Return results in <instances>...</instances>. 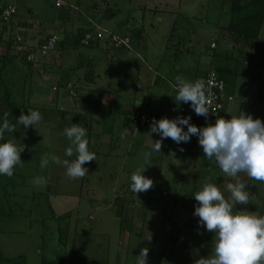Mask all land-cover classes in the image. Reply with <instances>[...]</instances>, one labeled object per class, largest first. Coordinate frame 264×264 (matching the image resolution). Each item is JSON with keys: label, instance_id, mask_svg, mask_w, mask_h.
<instances>
[{"label": "rangeland", "instance_id": "obj_1", "mask_svg": "<svg viewBox=\"0 0 264 264\" xmlns=\"http://www.w3.org/2000/svg\"><path fill=\"white\" fill-rule=\"evenodd\" d=\"M67 1L74 6L59 8L55 0H0V5L8 3L18 9L11 27L5 26L7 32L1 42L3 47L8 44L11 48L12 59L6 69L0 70V125L4 113L12 109L8 92L18 104L19 116L22 111L28 114L29 109L42 115L37 128L17 124L18 115V118L8 117L17 130L6 133L4 142L14 139L27 147L21 153L23 163L15 167L13 176L0 175V264H44V261L47 264H137L136 256L144 247L149 249L147 264H194L199 256L211 253L214 235L192 213L197 205L193 196L198 191L195 183L203 186L210 177L227 195L224 185L227 178L214 159L209 161L204 157L195 135L190 142L180 144L165 139L161 152L134 145L133 134L138 127L132 122L133 115L142 108L152 77L142 62L154 61V55L160 54L171 67L173 72L169 75L173 79L178 74L186 80H195L194 75L199 72L196 80L203 82L209 68L219 64L237 90V100L229 102L227 115L231 118V114H239L242 109L250 114L257 105L259 118L264 120V106L260 107L256 100L258 90L264 85V69L261 80L253 81L252 71L245 67L248 61H256L257 41L249 47L236 41L228 31L231 0ZM147 4L151 11L146 9ZM92 20H98L101 27L115 34L129 35L132 48L77 45L76 34L81 28H88ZM16 23L25 24V31ZM130 25L134 27L131 29ZM46 31H57L54 33L60 37L55 51L36 62L27 61L21 50L27 43H19L16 38L34 42ZM259 39L264 40V23ZM117 50L129 51L126 59L142 66L143 78L138 82L134 75L125 81L131 85L128 96L132 102L137 100L134 102L137 108H132L135 112L124 124L116 122V134L111 141H117L118 135L127 143L134 141L131 145L135 148L125 155L124 171L121 166L118 173L117 165L113 164L117 171L109 169L101 173L106 177L116 173L123 176L122 181H117L118 186H110L107 179L101 188L103 194L95 197L94 187L99 188L95 181L70 179L66 168L54 162L41 169L40 160L45 153L55 154L61 160L74 159L75 154L65 156L71 142L63 131L73 123L87 130L91 120L82 113L79 103L76 107L75 98L68 95L67 78L76 81V100L81 101L85 95L81 90L85 85L79 80L86 79L89 69H84L82 75L70 70L77 65V55L89 52L93 58L82 56L81 62L89 64L93 59L99 86L108 87L111 81V89H115L121 83L117 77L128 72L122 64L125 56L118 58ZM209 57L210 61L206 62ZM24 58L32 65L25 63ZM175 65L180 69L176 70ZM170 104L177 110L170 111L171 118L178 117L182 103L177 104L173 96ZM113 107L107 104L101 111L106 113ZM91 108L88 106L87 110ZM122 119L126 116L122 115ZM147 127L144 130L154 140L156 134H151ZM145 153H151L147 161ZM141 166L147 167L144 175L153 179L154 186L134 196L129 172ZM191 175L195 178H189ZM37 177H44L47 182L37 185L34 182ZM263 188L260 182L249 180L247 190L254 199L248 205H236L233 211L247 210L264 216Z\"/></svg>", "mask_w": 264, "mask_h": 264}, {"label": "clouds", "instance_id": "obj_2", "mask_svg": "<svg viewBox=\"0 0 264 264\" xmlns=\"http://www.w3.org/2000/svg\"><path fill=\"white\" fill-rule=\"evenodd\" d=\"M175 79V102L190 104L196 115L207 117L211 109V81L206 86L202 80L189 81L181 76ZM9 116L10 113H4L0 141H5L6 132L14 133L17 130L9 122ZM41 120L42 115L38 110L29 109L28 114L22 111L16 121L24 128H37ZM149 132L160 136L158 140L152 139L154 152H161L165 139L180 144L189 142L193 135L197 136L204 157L209 161L214 159L223 177L227 178L224 182L227 195L217 183L211 182L210 177L193 194L197 202L194 215L199 217L200 224L208 232L214 234L211 253L206 257L199 256L194 264H264V216L247 210L233 211L236 205H248L254 199L247 190L249 180L264 183V120L240 112L231 114L230 119L220 116L214 124L199 127L191 123V116H165L159 120L154 118ZM63 134L71 142L65 156L73 157L75 154V159L61 160L55 154L45 153L40 167L47 168L50 162L62 164L70 179L83 178L89 173L84 165L96 160V154L88 147L87 130L73 123L64 129ZM26 147L17 144L14 139L0 142V175L13 176L15 167L23 163L21 153ZM150 156L151 153H145V160ZM146 168L138 167L131 174L130 187L137 195L154 186L153 179L144 175ZM34 182L41 185L47 181L44 177H37ZM148 254V247L141 249L136 256L137 264H147Z\"/></svg>", "mask_w": 264, "mask_h": 264}, {"label": "crops", "instance_id": "obj_3", "mask_svg": "<svg viewBox=\"0 0 264 264\" xmlns=\"http://www.w3.org/2000/svg\"><path fill=\"white\" fill-rule=\"evenodd\" d=\"M8 4V3H6ZM72 4V3H70ZM72 6H74L72 4ZM146 9L151 11V7H148V4L146 6ZM160 17V16H159ZM161 19V17H160ZM92 21H96V20H92ZM98 22V20H97ZM17 26H19L20 28H22L24 31L26 29L25 24L20 23L19 25L16 23ZM15 24L13 25L16 26ZM11 27V26H10ZM134 26H131L129 28H133ZM29 30V29H28ZM7 32L6 31V27H4V32H1L2 37L0 39V41H4L3 39L5 38L4 33ZM50 32H57V31H46L45 33L40 35V40L43 39V37L50 33ZM30 35V34H29ZM26 39V37H25ZM139 39H141V42H144L143 37H140ZM40 40H33L34 42H32L31 40L29 42L32 43H37ZM28 42V41H27ZM1 44L4 43H0V48L2 47V54L7 53L8 49V44L6 47H3ZM145 47V46H144ZM1 50V49H0ZM10 52H11V48H10ZM117 53L118 58H122L124 55L125 56V62H122L123 67L128 69V72L124 73V76L122 75V77H117V79L121 82L120 86H118L115 89H111V81L109 82L108 87H101L99 86V82L98 81V72H97V67L95 66V63L93 62V59L91 60V62L89 64H85V63H81L79 64L81 57H88V58H93V56H90L91 54H89V52L87 53H79V55H77L76 59L77 61H75V63H77L76 66H73L72 68H70V70L73 72V74L79 73L80 75L84 74V69H89V71H93V81H88L87 79L84 78H80V83L84 84L85 86L81 87L82 92L85 94L82 96V100L78 101L76 98L77 95V88L76 86V81L75 79H69L67 78V83H71L75 90H76V95L77 96H72L68 93V95H70L71 97L75 98L74 99V103L77 104L79 103V105H81V111L82 113H84L85 115H89L91 120L90 122L87 123L86 128H87V139L89 141V150L91 152H94L96 154V160H93L90 163H87L84 165V167L88 168V174L83 177L82 181H95V183L97 185H99L96 189L95 188V192L93 191V194H95L94 196L96 197V195L98 193H100V195L103 194L102 191V187L104 186L105 182H107V179L110 180L112 185H117V181H122L123 176H120L119 174L116 173V175L111 174L109 176H105L102 175L101 173L105 172L106 170L109 169H114L115 165H117V170L118 173H120V167L122 166V170L124 171V166H125V158L127 155V153H131V151H133V149L135 148V146H132L131 144L134 143V141L127 143L124 141V139H122L120 136L117 135V141H111V138H114L116 132H115V124L116 122L118 123H125V120H129L128 117L132 116V114H134L136 109V105L134 104V102H137V100H133V102L131 101L130 97L128 96L130 91H131V85L127 81V78H130L134 75H136V77L138 78V82L140 81L139 79H141V77L143 78V74H142V66L140 64H137L135 61L126 59L129 56V51H120L117 50L115 51ZM189 53V52H188ZM137 54L140 55L139 51H137ZM111 57L113 58V56L111 55ZM75 59V60H76ZM154 61H149L147 59V61L145 60V62H142L145 64L146 68L148 71L151 72L152 77L150 78V85L148 87V92H147V98L144 99V104L142 106V108H139L137 112H145L148 113L153 119L155 118L156 120H159L160 118L163 117H168L171 118L172 115H170V111L172 113L177 112V110H175V108L170 104V100L172 99L173 95H175V89L173 87V85L176 84V77L178 74H175V78L173 79L172 77H170V73L173 72L171 70V67H169V65L166 63V61L164 60L163 57H161L160 54H155ZM210 61V57L206 59V62ZM74 63V64H75ZM73 65V64H72ZM176 66V65H175ZM177 67V66H176ZM170 68V70H169ZM132 69H136L135 72L132 71ZM180 67L178 66L176 70H179ZM71 71L69 72L71 74ZM263 73V72H262ZM113 74V73H112ZM199 74L196 73L195 76V80L191 78V81H196L197 75ZM82 81V82H81ZM260 81V80H259ZM123 82V83H122ZM256 83V82H254ZM140 84V83H138ZM67 85V84H66ZM264 85H261V88L259 90H264ZM140 89H143V85L140 84ZM91 90H98L97 93L92 94V96H90V99H87L89 96V92ZM259 90L257 92V101L260 105V107L264 106V94H263V98L259 99L258 98V94H259ZM237 91V90H236ZM235 91V93H236ZM111 93V94H110ZM88 94V95H86ZM137 95V94H136ZM237 100V98H235ZM253 101V100H252ZM251 101V102H252ZM111 105L114 106L113 108H111L108 112L103 113L101 111L102 108H104L105 105ZM183 105V103L181 104ZM239 106V109L241 108L240 104H237ZM91 106V110L88 111L87 107ZM132 106V107H131ZM114 108H116L114 110ZM259 110L257 108V105L254 106V108L251 110L250 114L253 116V118H259ZM243 112V109L240 111ZM114 114V115H112ZM122 115L126 116V119H122ZM179 116H180V108H179ZM69 117V116H68ZM225 118L226 119H230V117L227 115V110L225 113ZM148 129L151 128V125L149 127H147ZM145 128H137V130H135L134 134H133V140L135 139V143L136 144H141V146H146L149 149H152V144L153 141L151 142V138H153L151 135L148 134V131L144 130ZM128 132H130V130H128ZM156 134V137L154 138V141L156 140V138L158 139V134L157 133H153ZM191 141V140H190ZM189 141V142H190ZM131 145V146H129ZM127 146H129L128 148H126ZM153 150V149H152ZM169 153V152H168ZM75 159V158H74ZM124 159V162L121 163ZM115 164V165H113ZM116 170V171H117ZM130 171V170H129ZM132 172H129V175L132 174L134 171L131 170ZM116 177V178H115ZM194 176H189V178H192ZM198 177V176H197ZM195 178V177H194ZM124 182V181H123ZM127 183L123 184L126 185ZM250 184V183H249ZM261 186L264 187V183H260ZM95 186V185H94ZM118 186V185H117ZM200 186L202 185H198L195 183V188L197 190H200ZM117 193L118 190H115ZM264 193V188L262 189V192ZM134 196H136L137 194L134 193ZM140 194V193H139ZM138 194V195H139ZM119 195V194H118ZM100 197V196H99ZM264 197V196H263ZM184 201H182L183 203ZM195 211H193L192 213H194Z\"/></svg>", "mask_w": 264, "mask_h": 264}, {"label": "built area", "instance_id": "obj_4", "mask_svg": "<svg viewBox=\"0 0 264 264\" xmlns=\"http://www.w3.org/2000/svg\"><path fill=\"white\" fill-rule=\"evenodd\" d=\"M67 0H55L56 7H64L67 4ZM0 32H4V27H10V22L14 19L18 12L15 5L5 4L0 5ZM16 40L20 43H27V46H21V50L24 51L27 61L36 62L40 58L48 57L55 51L60 37L54 32L46 34L42 42L29 43L22 40L19 36ZM132 38L129 35H119L100 26L99 22L92 21L91 26L86 28L83 35L80 38V43L83 46H99L104 47L113 46L116 49H131ZM1 43V42H0ZM215 46V43L212 44ZM0 56L2 51L0 50ZM35 64V63H34ZM211 81V109L207 117L198 116L192 110L191 105H180V116H191V123L196 124L199 127H204L209 123H215L216 119L220 116L225 118L227 106L231 100H235V97L227 93V84L225 78L214 68H210L204 78V83L208 86V82ZM68 92L70 95H76L74 86L71 83H67ZM57 89V87H56ZM153 118L145 112H141L133 116V124L138 128H145L152 124ZM186 127V126H185ZM187 128V127H186Z\"/></svg>", "mask_w": 264, "mask_h": 264}, {"label": "trees", "instance_id": "obj_5", "mask_svg": "<svg viewBox=\"0 0 264 264\" xmlns=\"http://www.w3.org/2000/svg\"><path fill=\"white\" fill-rule=\"evenodd\" d=\"M66 5L72 6L69 2H67V4H65L64 7H66ZM230 13L231 16H230L228 31L232 34L234 39L238 42L244 43L249 47L254 44V41H257L256 61L255 62L248 61L245 67L248 69V71L249 70L252 71L253 77L251 78L253 79V81H259L261 80V75L264 69V40L259 39V35L264 23V0H231ZM90 26L91 24L89 25V27ZM84 31L85 28L84 29L81 28L79 32L76 34L75 43L77 45H81L80 38L83 35ZM1 32H0V39L2 37ZM40 42H42V40L38 41V43ZM92 46H88V47H92ZM11 59L12 56L10 54V48H9L7 53L2 54V56H0V70L6 69L9 66V63L11 62ZM24 62L28 63L26 59L24 60ZM81 63L82 62L80 60L79 64ZM28 64L32 65L31 63ZM212 66L225 78L227 84V93L235 97L236 90L235 87L233 86V82L229 78L228 72H226L223 67H220L219 64L218 65L215 64ZM85 77L88 81H93L94 75L89 71ZM58 89L59 87H57V90ZM97 91L91 90L89 92V96L87 99H90V96H92V94L94 93H97ZM263 94H264V90H259L258 98L259 99L263 98ZM7 96H8V102L12 107V109H10L8 113H10L9 117L12 118L13 116H17L20 111L18 104L13 100V94L11 92H8ZM6 133H5V137H6ZM0 142H4V141H0ZM44 264H47V262L44 261Z\"/></svg>", "mask_w": 264, "mask_h": 264}]
</instances>
